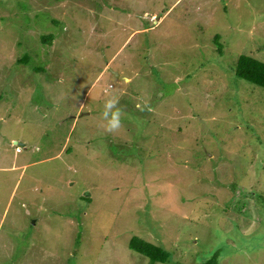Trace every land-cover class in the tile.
I'll use <instances>...</instances> for the list:
<instances>
[{
	"label": "rangeland",
	"instance_id": "374dc122",
	"mask_svg": "<svg viewBox=\"0 0 264 264\" xmlns=\"http://www.w3.org/2000/svg\"><path fill=\"white\" fill-rule=\"evenodd\" d=\"M241 55L264 61V0H0V264H264Z\"/></svg>",
	"mask_w": 264,
	"mask_h": 264
},
{
	"label": "trees",
	"instance_id": "16d2710c",
	"mask_svg": "<svg viewBox=\"0 0 264 264\" xmlns=\"http://www.w3.org/2000/svg\"><path fill=\"white\" fill-rule=\"evenodd\" d=\"M52 41L53 37L50 36L42 38V42L45 44H51ZM233 71L237 79L264 89V61L248 55H241L237 59ZM129 248L147 257L150 262L164 263L169 258V253L163 248L136 237L130 240ZM219 253L215 252L209 259L200 264H219Z\"/></svg>",
	"mask_w": 264,
	"mask_h": 264
},
{
	"label": "clouds",
	"instance_id": "9594fccd",
	"mask_svg": "<svg viewBox=\"0 0 264 264\" xmlns=\"http://www.w3.org/2000/svg\"><path fill=\"white\" fill-rule=\"evenodd\" d=\"M118 104L119 101L115 98H110L105 101L102 117L103 120L106 121V124L103 125L106 132L112 133L119 130L121 127L123 109L119 107Z\"/></svg>",
	"mask_w": 264,
	"mask_h": 264
},
{
	"label": "water",
	"instance_id": "95a60500",
	"mask_svg": "<svg viewBox=\"0 0 264 264\" xmlns=\"http://www.w3.org/2000/svg\"><path fill=\"white\" fill-rule=\"evenodd\" d=\"M16 144V143H15Z\"/></svg>",
	"mask_w": 264,
	"mask_h": 264
}]
</instances>
